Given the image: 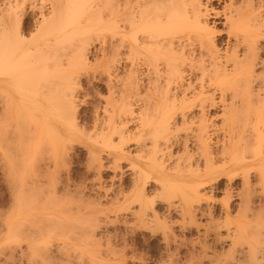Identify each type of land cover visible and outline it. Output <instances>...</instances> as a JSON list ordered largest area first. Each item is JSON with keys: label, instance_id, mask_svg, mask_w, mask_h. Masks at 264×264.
Instances as JSON below:
<instances>
[{"label": "bare ground", "instance_id": "obj_1", "mask_svg": "<svg viewBox=\"0 0 264 264\" xmlns=\"http://www.w3.org/2000/svg\"><path fill=\"white\" fill-rule=\"evenodd\" d=\"M92 52L101 58L95 71ZM82 78L101 86L93 91L90 134L79 118L78 108L90 103L79 95ZM3 143L14 164L12 216L4 228L13 252L79 249L124 263L125 243L116 250L112 241L116 226L126 218L136 225L158 221L152 209L158 198L166 214H180L183 227L196 214H211L209 201L224 180L221 221L203 237L226 249L209 250L201 238L192 247L197 264L240 256L243 264H264V218L252 206L253 181L264 190V0H0ZM76 144L87 152L90 187L69 177ZM46 148L47 162L31 168L34 178L26 163L20 170L22 158ZM238 177L234 213L227 190ZM35 204L44 212L38 228ZM82 220L86 228L76 224ZM48 232L77 236L72 241L80 245L66 243L69 237L40 243ZM172 257L168 264H177Z\"/></svg>", "mask_w": 264, "mask_h": 264}, {"label": "rangeland", "instance_id": "obj_2", "mask_svg": "<svg viewBox=\"0 0 264 264\" xmlns=\"http://www.w3.org/2000/svg\"><path fill=\"white\" fill-rule=\"evenodd\" d=\"M215 7H217V6H215ZM99 58H100V54L98 52H92V55L91 54L89 55V58L88 59L90 61H94L93 63L91 62L93 65L91 63L89 64V70H92L93 71V69L96 68L94 66V64L95 63H98L100 61L101 58L100 59ZM94 71H95V69H94ZM87 82H88V84H87ZM89 82L90 81L87 80L86 78H82L81 79V90L79 92V95H80V97H84V98L88 99L89 100L88 102H90V103H88L85 106H81V107L78 108L79 109L78 110L79 111V118L81 120L83 119L82 120L84 122V126L83 127H85V129L88 132V134H90L92 132V127L90 128L91 121H92L91 120V117H90L91 116V109L94 107L95 102H96V104L98 102V101H96L97 99H95L94 95L98 91L97 89H100V87H101L100 85L96 84L95 82L94 83L91 82V84ZM84 88H86V89L84 90ZM103 95H104V92H103ZM63 144L66 145V142L65 143L63 142ZM3 146L5 147L6 144H4V143H3V145L0 144V150L2 151V152H0V154L5 155V156L0 155L3 158L2 159L0 157V264H42V262H43V264H46V263L47 264H88V263L90 264V262H91V264L93 262H94L93 264H115L116 262L114 263V261L112 259L107 260L103 256H100V255H98L96 253H94V255H93L92 252H90V253H92V254H90V256L89 255L87 256V253L89 254V251L79 250V249H77L76 251H75V249H71L69 251H64V252H68L66 254L64 252H61V254L58 253V254H54V255L53 254L50 255V253H49V255H47L46 254L47 252L46 251H42V250H38L39 252L41 251L42 253L41 252L39 253L38 251L29 252L30 254L23 252L24 253L23 255H22V252L20 253V251L19 252L18 251L17 252L16 251L13 252L14 241H11L10 240L12 238L11 237H8L9 235L6 233V231H5L4 228H6L7 224L10 223L8 221L11 220V216H12V213H11L12 208H10V207L12 206V203L11 202H13V198H12L13 197L12 196L13 193H10V192H12L11 188H12V185H13L12 183L13 182H11V180H13V178H11V177H13V176H10L11 173L10 174H8V173L10 171L11 172L13 171L12 169H14L13 168L14 167V164H12L13 162L10 160L11 157L6 156L7 154L9 156H11V154H10L11 153V149H8L10 147H7V148L4 149ZM75 149H76V151L74 152V155L73 154L72 155H68L69 156L67 158V161H68L67 164L68 165L66 164L67 167H68V169L70 170V174H69L70 175L69 176L70 177V180H73L75 183H79L80 181H84V180L87 179V183L88 184H86V185L88 187H90L91 185L89 183L90 182L93 183V181L92 180H89V179H92L93 176H92V173H89L87 171V169H86L87 164H88L87 162H89V160L87 159V157H88L87 154H86L87 152H86V150L83 148V146L81 144H76ZM47 150H48V148H46L45 151H41L38 156H35L36 154L35 155L33 154L34 157H32V158H31L32 155L30 156V154H32V153L30 152V154L28 155L29 156V159H26V158L23 159L22 158L21 159L22 161L20 160V162L18 164L19 166L18 165L17 166L19 168H21L20 170H22L23 169L22 166L26 163L27 164V168L29 167L28 169L30 170V172H29L30 178H34V176L32 177V175H34L35 173H33L31 170L34 167L38 166L39 163L42 164V161L43 162H47V159L49 157L48 154H47L49 151H47ZM69 154H71V153H69ZM25 159H26V161H25ZM1 160H4V161H1ZM5 160H7L6 163H5ZM12 160H13V158H12ZM27 160H28V162H27ZM30 160L31 161H34V162H29ZM22 162H24V164ZM2 163L4 164L5 167L3 166ZM7 163H9V164L11 163L10 166ZM20 163H22L23 165L21 166ZM34 163H36V164L34 165ZM28 164H29V166H28ZM32 164L34 166H32ZM23 167H25V166H23ZM6 169H8V171ZM83 169H85V170H83ZM31 172L33 174H30ZM21 173H22V171H21ZM12 175H13V172H12ZM29 175H28V178H29ZM110 175H111L110 172L103 173V175H102V179L103 180L102 179L101 180L103 182L105 181L106 183H108V180L107 179H108V177ZM60 176H61V179H62V176H63L62 181L65 182V179L64 178L66 177V174L63 172V173H60ZM20 177L23 178V175L21 174ZM6 178H8V179H6ZM9 179H11V180H9ZM241 182H242L241 181V177H238V178L234 179L231 182V187H229L230 189L227 190V193L230 194V196H231V198L229 200V203L232 206L231 209L234 211V213H235V210L237 211L238 206L240 205V197L238 199L237 194H239V193L242 192L241 191ZM85 183H86V181H85ZM221 183L224 184V180ZM222 184H221V186L219 187L218 190H215L213 192V194H212V197L213 198L209 201V204H210L209 207L211 209V214L210 215H207L205 213L206 215L204 214V216H206V218L204 216H201L202 217L201 218L199 214H196V216L194 217L193 221H185L184 224H183L184 225L183 227H182V224H181V222H183V221L180 219V214L179 215H178V213L166 214L164 212V206H163L162 203L160 204V202H159L160 199H158V198L155 200V202H154V204L152 206V209L155 210V212L157 213V215H159L158 218H157L158 221L155 222L154 220H151L148 223H145L144 225H142V224L141 225H138L139 224L138 223L137 224L138 226H137L135 222H131V220H129V218H126V225H122V226L120 225L121 227L120 226H118V227L116 226V228L113 229L114 232L117 235V237L115 239L112 238V241L115 244L118 245V246L115 247V249L116 250H122V248H124V247H122L121 245L122 244L124 245V243H125V248L123 249V253H125V256H124L125 257V262L124 263H116V264H157V263L158 264H168V260L170 259L169 258V254H171V253H172V255L174 254L175 257H172V259L175 260V261L177 260L176 261L177 264H188L189 262H190L189 264H191L192 260H193V262H192L193 264L197 260L196 263H195V264H197V262L199 261L198 260L199 258L196 255V252H194L192 250V247H195V249L197 250V247H198L197 246V243L199 241H201V238H204V239H202V241L203 240L206 241V243H207L206 245L207 246L208 245L210 246V247L208 246L210 248L209 250L212 249V251H216L217 250V252H220V251H223V250H221L222 248H225L226 249V247H225L226 246V243L223 246L221 243H216L214 241L215 239L213 237H207V238L203 237L204 230L206 228H210L212 226V224L214 225V222L213 221H216V222L219 221V219H217V217L220 218V221H221V211H220V207L218 205V202H221V201H223V199H225L224 198L225 189H222L223 188V185ZM9 186H10V188L8 189ZM253 186H254V188L255 187L256 188H255V192H253L255 194V196H253L254 194L252 195V202H253L252 206L254 208L257 206L255 208V210H258V211L260 210L259 213L261 212V216L264 218V209H263V207H264V205H263L264 204V202H263L264 201L263 200L264 199V193H262V192H264V190L263 191L260 190V185L256 181L255 182L253 181ZM60 190H62V189L60 188ZM30 193H32V192H30ZM59 193H61V192H59ZM257 193H258V195H257ZM32 195H34V192L31 194L30 197H32ZM58 195H60V194H58ZM63 196L64 195H62L61 197H63ZM87 196H89V198H88V200H87L86 203H89L90 202V203L93 204L92 206H95L96 207L95 204H97V202H96V200L94 201V198L92 197V195L91 194L90 195L87 194ZM34 198H38L39 199V193L38 192H36V196ZM98 206L99 205H97V207ZM35 208H36V210L33 212V214L35 215V218H39V219L38 220L35 219L36 220L35 222H37V221L38 222L36 224L34 223L33 226L38 224L37 225V228H38V227H41V225L43 224V222H42L43 219L40 220V216H41V218H43L44 212H43V210L41 208V205L38 206L37 204H35ZM36 215L37 216L39 215V217H37ZM128 220H129V222H128ZM263 220L264 219H262L261 222ZM84 221L86 222L87 220L77 221V223L76 222L75 223L77 225H80V224L82 225V224L85 223ZM89 221L91 222L93 220H89ZM189 222H190V224H189ZM128 223L129 224L131 223V224L129 225ZM196 223H198V224H196ZM191 224H194V225L191 226ZM85 225L86 224H84L83 226H85ZM86 226H85V228H86ZM164 227H166L167 229L164 228ZM168 227H170V229ZM195 227H197V228H195ZM111 229L112 228H110L109 231L114 236L113 230L111 231ZM42 234L43 235H40V237L38 238V241L40 243L47 242V241H50L51 243H61L64 240L66 241V238L67 237L70 238L69 235L65 236L66 238H64V235H57V234L56 235H53V233H49V232H48V237L44 233H42ZM49 234H51V235H49ZM52 235L56 239H53L54 237ZM50 236H51V238H50ZM123 236H124V239H123ZM166 236H168V238ZM48 238H50V239H48ZM69 238H67V239H69ZM72 238H70L71 240L69 239V241L67 240L68 242L66 241V243L72 244L74 242V239L75 240L77 239V236H76V238L74 237L73 241H72ZM83 238H81V239H83ZM173 238H174V242L175 243L173 242V244H172L171 243L172 240H169V239H173ZM57 239H59V240H57ZM86 239L89 242V239L88 238H86ZM86 239H85L84 242L88 243L86 241ZM98 239H99V237H97V240ZM40 240H43V241H40ZM102 240L105 242V239H102V238L99 241L103 243ZM166 240L168 242H166ZM77 241H75V242H77ZM77 243L79 244V241ZM80 243H81V241H80ZM120 243H121V245H119ZM195 243H196V245H195ZM39 244H38V246L40 248H43L44 245H45V243H44V245H39ZM78 250H79V252H77ZM81 251H82V253H81ZM19 253H20V255H19ZM84 253H86V255ZM189 253H190V255H189ZM27 254H28V258H27ZM44 254H46V255H44ZM60 255H61V257H60ZM44 256H46V257H44ZM190 256H192L191 259H190ZM92 257H93V259H92ZM196 257H197V259H196ZM237 258H239V259H237ZM237 258H236L237 261H235V260H233L232 262L225 261L222 264H233V262H234V264H236V263L237 264H239V263L240 264L241 263L243 264L242 257L240 256V257H237ZM103 259L105 260L104 262H103ZM189 259H190V261H189ZM106 260L108 262H106ZM110 260H112V261H110ZM185 260H186V262H184ZM203 264H207V263L204 262Z\"/></svg>", "mask_w": 264, "mask_h": 264}]
</instances>
